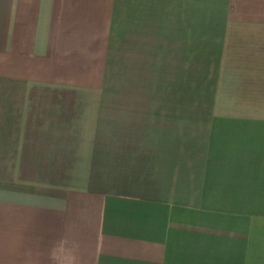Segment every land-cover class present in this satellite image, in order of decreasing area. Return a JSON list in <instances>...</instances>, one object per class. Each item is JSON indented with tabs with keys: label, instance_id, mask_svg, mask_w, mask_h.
<instances>
[{
	"label": "crops",
	"instance_id": "obj_1",
	"mask_svg": "<svg viewBox=\"0 0 264 264\" xmlns=\"http://www.w3.org/2000/svg\"><path fill=\"white\" fill-rule=\"evenodd\" d=\"M0 264H264V0H0Z\"/></svg>",
	"mask_w": 264,
	"mask_h": 264
}]
</instances>
